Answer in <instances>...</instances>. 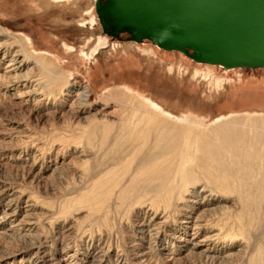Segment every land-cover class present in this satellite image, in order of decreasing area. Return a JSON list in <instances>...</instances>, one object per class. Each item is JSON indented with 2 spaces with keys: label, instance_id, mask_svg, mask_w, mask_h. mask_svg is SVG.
Listing matches in <instances>:
<instances>
[{
  "label": "rangeland",
  "instance_id": "374dc122",
  "mask_svg": "<svg viewBox=\"0 0 264 264\" xmlns=\"http://www.w3.org/2000/svg\"><path fill=\"white\" fill-rule=\"evenodd\" d=\"M89 5L0 0V40L12 42L0 78L15 50L32 59L26 87L0 79V264H264V69L109 36L95 12L87 21ZM27 87L35 94L18 98ZM84 88L83 100L74 96ZM135 97L198 129L164 134ZM235 114L243 133L230 132L228 145L239 155L223 168L202 141L214 119Z\"/></svg>",
  "mask_w": 264,
  "mask_h": 264
},
{
  "label": "water",
  "instance_id": "95a60500",
  "mask_svg": "<svg viewBox=\"0 0 264 264\" xmlns=\"http://www.w3.org/2000/svg\"><path fill=\"white\" fill-rule=\"evenodd\" d=\"M95 13L109 36L223 69H264V0H95Z\"/></svg>",
  "mask_w": 264,
  "mask_h": 264
},
{
  "label": "bare ground",
  "instance_id": "6f19581e",
  "mask_svg": "<svg viewBox=\"0 0 264 264\" xmlns=\"http://www.w3.org/2000/svg\"><path fill=\"white\" fill-rule=\"evenodd\" d=\"M51 1H70V0H51ZM94 2V8H95V0H93ZM86 12L89 14V19L87 21L89 22H92L94 21V18H93V13L95 12V9L92 8V6H88ZM83 19H85V17H80V22H83ZM87 23V22H86ZM85 24V23H84ZM1 29V32H3L4 29L0 28ZM4 33V32H3ZM1 35V34H0ZM6 40H0V53H3L6 51L7 48H9L10 46L12 47L11 43L9 42V39H8V36H6ZM8 45V46H7ZM159 48V47H158ZM164 50V49H163ZM21 51V50H20ZM168 51H173V50H168ZM142 54L144 56H146L147 58H150L151 55H153V51L151 49H143L142 50ZM22 55V57L20 58V56ZM185 55V54H184ZM188 57V56H187ZM32 60L31 58L29 57H25L23 56V54H21V52H19L18 50H15L12 57L5 63V69H4V72L3 74L1 75V80H3V82H5V85L6 86H17V85H23L26 87V83L28 82L27 80V70L28 68L25 69V71H23V67H26L25 66V63H28L29 60ZM35 59V57H34ZM37 61V59H35ZM191 60V59H190ZM193 61V60H192ZM194 62V61H193ZM198 63V62H196ZM201 64H204V63H201ZM206 65H211V64H206ZM217 66V65H215ZM23 71V72H22ZM195 75H196V78L199 79V80H204V78L208 75L206 73H201V72H195ZM208 77V76H207ZM206 79V78H205ZM35 80V79H34ZM40 80V79H39ZM40 82V81H38ZM37 82V84H38ZM221 82V81H220ZM35 84V83H34ZM220 85V84H219ZM218 85V86H219ZM38 88V86H37ZM69 88H65L64 87V90L62 89V93H64L65 95H68L69 91H68ZM23 90V89H22ZM36 92V88L35 87H32V88H29L27 87V89L24 91H21V92H18L17 93V97H22V96H31L33 94H35ZM88 91L84 89L82 90H78L76 89L75 92L73 93L74 96L80 98V99H84L87 95ZM138 103L136 104H139V107L141 108V110L143 111L142 114H144V116H147L148 117V120L151 121L150 123L155 126V127H162L161 129V132H163L164 134H168L169 136L170 135H178V133L182 132L184 134L187 135H193L191 132L192 129H198V126L199 124L191 119H188L185 117H183L181 114L177 116L174 114H172L171 110H167V108L165 109L162 102L160 101H157V100H152V98H148V97H135L134 98ZM133 101V100H132ZM129 102V101H128ZM131 102V101H130ZM139 108V109H140ZM224 117V116H223ZM228 119H225V120H221L220 118H217V119H214L216 120V126L214 127L212 133L207 136L206 138V142L205 141H202L204 142V144H207V146H205L206 148L203 147L204 150H206L205 152L207 154L206 157L211 159L212 161H216L217 164H220L223 168L224 167V164H225V160L227 159H231L233 161V159L235 160L236 157L239 155L238 153V148L237 146H235L236 144V141L234 142V145H228V134L231 132V133H238L239 134V137L241 136V132L240 131V128L242 127L241 125V119L239 118L238 115H229V117H227ZM223 119V118H222ZM169 127H171L172 129L169 130ZM237 128L239 130H234V128ZM154 129V128H153ZM195 131V130H194ZM240 132V133H239ZM162 133V134H163ZM210 133V132H209ZM161 134V133H160ZM199 134V133H198ZM204 134V133H203ZM196 136V135H195ZM233 136V135H232ZM162 137V136H161ZM166 135L164 136L163 135V138H165ZM180 137V136H179ZM193 137V136H192ZM234 137V136H233ZM162 138V139H163ZM195 138V137H193ZM192 138V139H193ZM176 139V138H175ZM184 139V138H183ZM188 139V138H187ZM196 139V138H195ZM199 139V138H198ZM218 140V141H217ZM240 141L242 139H239ZM194 141V140H193ZM185 142V141H184ZM189 142V141H188ZM197 142V141H196ZM182 143V141H181ZM190 143V142H189ZM244 143V142H243ZM191 144V143H190ZM193 144V142H192ZM247 144V143H246ZM187 145V144H186ZM194 145V144H193ZM196 145V144H195ZM194 145V147H195ZM201 145V144H200ZM190 146V145H189ZM192 147V146H191ZM201 147V146H200ZM178 148V147H177ZM184 148V147H183ZM198 148V147H197ZM182 149V148H181ZM187 149V148H186ZM176 150V149H174ZM179 150V148H178ZM194 150V149H193ZM237 150V152H236ZM181 151V150H180ZM188 151V149H187ZM190 152V151H189ZM201 153V152H200ZM178 155V154H177ZM181 155V154H180ZM204 156V155H203ZM233 158V159H232ZM245 160L247 161H250L251 160V157H250V154L246 153L245 154ZM204 159V158H203ZM199 159L198 160V164L196 165H200L199 167L202 166V169L204 168L206 170V163L205 162V159ZM189 160V159H188ZM211 161V162H212ZM210 162V161H209ZM234 163H236L234 161ZM216 164V165H217ZM215 165V166H216ZM205 166V167H204ZM251 166V165H250ZM211 167V166H210ZM219 167V166H218ZM216 166V168H218ZM251 168V167H250ZM225 170V169H224ZM229 170V169H228ZM227 170V171H228ZM218 171V169H217ZM226 173H229L227 172ZM250 171V170H249ZM253 171V170H252ZM209 172V170H208ZM220 172V171H219ZM225 172V171H224ZM206 173V172H205ZM226 173L224 175L221 176V181L223 182H227V179L225 180L226 176L228 175L229 177V174L226 175ZM231 175V174H230ZM227 177V178H228ZM234 178V177H233ZM230 180V179H229ZM217 182V180H216ZM219 182V181H218ZM217 185V184H216ZM226 185V184H225ZM192 186V185H191ZM196 186V185H195ZM238 186V185H237ZM191 188V187H190ZM217 188H220V190L222 191V193H229L231 190L230 187L228 186H221ZM248 188V187H247ZM246 189V188H245ZM191 190V189H190ZM186 191V190H185ZM220 191V192H221ZM219 192V193H220ZM196 191L195 190H192L191 191V194H190V197L193 198V196L195 195ZM251 194V193H250ZM183 195V194H182ZM186 195V193H185ZM184 196V195H183ZM181 197V196H180ZM241 198V200L244 202L242 207H250V203L245 201V199L242 197V196H239ZM188 198V197H187ZM186 198V199H187ZM239 198V199H240ZM183 201V200H182ZM189 202V201H188ZM179 207V206H178ZM149 209V208H148ZM179 209V208H178ZM181 210V209H180ZM202 210V209H201ZM202 212V211H201ZM246 212V211H245ZM145 213V212H144ZM198 218V217H197ZM244 218V217H243ZM195 219V218H194ZM165 220V219H164ZM141 221V220H140ZM194 221V220H193ZM202 221V219H201ZM163 222V221H162ZM161 222V223H162ZM196 222V221H194ZM199 222V221H198ZM140 223V222H139ZM142 223V222H141ZM200 225V224H199ZM137 226V225H136ZM154 226V225H153ZM140 227V226H139ZM144 227V226H143ZM154 227H158V226H154ZM197 227V226H196ZM199 227V226H198ZM195 228V226H194ZM152 229V228H151ZM157 229V228H156ZM193 229V227H192ZM154 230V229H153ZM158 232V231H157ZM145 233V232H144ZM136 235V234H135ZM139 236V235H138ZM135 238V237H134ZM206 238V237H205ZM204 239V238H202ZM202 241V240H201ZM196 246V245H195ZM144 254V253H143ZM139 259V258H138ZM118 261V260H117ZM138 262H141V259L138 260ZM50 263V262H49Z\"/></svg>",
  "mask_w": 264,
  "mask_h": 264
}]
</instances>
